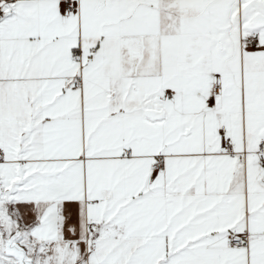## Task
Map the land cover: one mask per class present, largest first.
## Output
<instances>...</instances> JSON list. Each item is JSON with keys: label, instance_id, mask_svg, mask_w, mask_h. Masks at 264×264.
Masks as SVG:
<instances>
[{"label": "snow or ice", "instance_id": "snow-or-ice-1", "mask_svg": "<svg viewBox=\"0 0 264 264\" xmlns=\"http://www.w3.org/2000/svg\"><path fill=\"white\" fill-rule=\"evenodd\" d=\"M0 264H264V0H0Z\"/></svg>", "mask_w": 264, "mask_h": 264}]
</instances>
